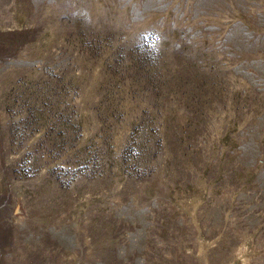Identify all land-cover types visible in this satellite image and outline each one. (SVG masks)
<instances>
[{"label":"rangeland","instance_id":"obj_1","mask_svg":"<svg viewBox=\"0 0 264 264\" xmlns=\"http://www.w3.org/2000/svg\"><path fill=\"white\" fill-rule=\"evenodd\" d=\"M0 264H264V0H0Z\"/></svg>","mask_w":264,"mask_h":264}]
</instances>
